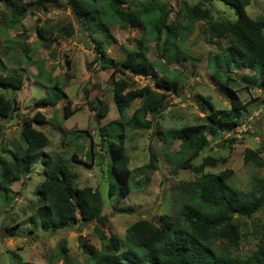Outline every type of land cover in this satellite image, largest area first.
Here are the masks:
<instances>
[{
    "label": "clouds",
    "instance_id": "1",
    "mask_svg": "<svg viewBox=\"0 0 264 264\" xmlns=\"http://www.w3.org/2000/svg\"><path fill=\"white\" fill-rule=\"evenodd\" d=\"M0 264H264V0H0Z\"/></svg>",
    "mask_w": 264,
    "mask_h": 264
}]
</instances>
